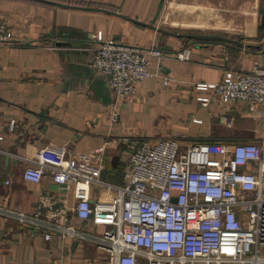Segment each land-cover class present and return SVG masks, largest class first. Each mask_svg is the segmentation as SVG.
<instances>
[{"label": "crops", "instance_id": "1", "mask_svg": "<svg viewBox=\"0 0 264 264\" xmlns=\"http://www.w3.org/2000/svg\"><path fill=\"white\" fill-rule=\"evenodd\" d=\"M0 20L17 38L0 44V204L41 211L34 227L0 215V264H108L107 251L95 241L56 227L100 234L110 226L80 218L73 188L60 187L50 172L40 182L24 177L40 154L53 162L105 146L103 177L124 183L127 135L177 137L185 146L264 145V115L253 105L217 98L203 105L197 96L205 92L196 88L220 81L228 69L264 61V0H0ZM99 30L165 52L151 59L157 74L129 97L118 96L93 65ZM185 48L190 58H178ZM115 105L117 122L111 118ZM115 195L92 186L93 199Z\"/></svg>", "mask_w": 264, "mask_h": 264}, {"label": "built area", "instance_id": "2", "mask_svg": "<svg viewBox=\"0 0 264 264\" xmlns=\"http://www.w3.org/2000/svg\"><path fill=\"white\" fill-rule=\"evenodd\" d=\"M95 39L93 65L121 98L157 74L150 67L152 57L165 56L156 44L107 38L102 30ZM14 42L16 36L0 20V44ZM176 56L189 59L190 52L185 48ZM196 88L205 92L197 96L203 105L214 98L223 104L246 101L264 115V61L259 58L248 70L228 69L220 81L199 82ZM120 116L115 105L112 121ZM123 140L130 149L124 183L103 177L105 146L53 162L43 154L30 160L26 179L40 182L50 172L60 187L73 188L80 218L110 226L100 234L73 225L57 224V229L95 241L107 251L108 264H264V145L202 141L185 146L177 137L153 141L129 135ZM95 185L114 191L115 199H93ZM0 215L41 224V211L0 204Z\"/></svg>", "mask_w": 264, "mask_h": 264}, {"label": "water", "instance_id": "3", "mask_svg": "<svg viewBox=\"0 0 264 264\" xmlns=\"http://www.w3.org/2000/svg\"><path fill=\"white\" fill-rule=\"evenodd\" d=\"M160 10H161V7L158 9L157 16L159 15V13H160Z\"/></svg>", "mask_w": 264, "mask_h": 264}, {"label": "rangeland", "instance_id": "4", "mask_svg": "<svg viewBox=\"0 0 264 264\" xmlns=\"http://www.w3.org/2000/svg\"><path fill=\"white\" fill-rule=\"evenodd\" d=\"M8 44H10V43H8Z\"/></svg>", "mask_w": 264, "mask_h": 264}]
</instances>
